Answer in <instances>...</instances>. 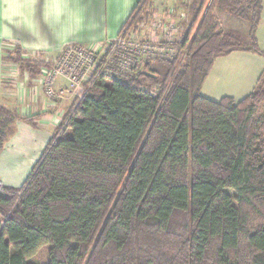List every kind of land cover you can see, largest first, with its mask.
<instances>
[{"label": "trees", "instance_id": "1", "mask_svg": "<svg viewBox=\"0 0 264 264\" xmlns=\"http://www.w3.org/2000/svg\"><path fill=\"white\" fill-rule=\"evenodd\" d=\"M148 2L119 36L144 22ZM215 11L248 24L247 48L237 32L214 31ZM261 12L262 0H202L181 62H145L123 82L99 76L23 184L2 187L0 264H27L43 246L47 264H264V66L241 100L200 92L214 60L264 59ZM16 60L30 76L45 67ZM40 116L0 103V153L16 120L34 127Z\"/></svg>", "mask_w": 264, "mask_h": 264}, {"label": "crops", "instance_id": "2", "mask_svg": "<svg viewBox=\"0 0 264 264\" xmlns=\"http://www.w3.org/2000/svg\"><path fill=\"white\" fill-rule=\"evenodd\" d=\"M140 0H0V103L19 117H34L35 128L16 120L13 129L24 136L49 132L56 127V118L72 105V99L51 102L45 99L40 84L42 69L37 77L18 72L4 63V53L10 45L18 46L23 57L53 55L67 45L101 47L118 38L120 30ZM154 11L171 14L189 0H149ZM216 12V11H215ZM226 16V15H225ZM230 18V17H228ZM234 28H246L247 23L230 18ZM264 59L251 52H233L214 60L201 86V94L218 101L231 97L238 101L252 92L262 72ZM62 79L56 86H63ZM51 113L42 116L43 113ZM46 126V127H45ZM24 145L13 142L0 153V182L3 187L18 188L30 174L41 153L26 159L27 170L14 162L16 178L2 175L4 158L20 155ZM25 165V162H22Z\"/></svg>", "mask_w": 264, "mask_h": 264}, {"label": "built area", "instance_id": "3", "mask_svg": "<svg viewBox=\"0 0 264 264\" xmlns=\"http://www.w3.org/2000/svg\"><path fill=\"white\" fill-rule=\"evenodd\" d=\"M156 24L160 34L152 33L149 40L140 41L128 33L118 36L103 50L98 47L67 45L50 68L42 69L40 84L44 97L49 101L61 102L68 98L76 99L75 109L99 76L123 82L136 78L145 62L172 60L178 54L177 46L183 43V34L179 33L176 22L161 24L158 21ZM57 79H62L64 85L56 86ZM63 117L60 115L56 118V127L61 124Z\"/></svg>", "mask_w": 264, "mask_h": 264}, {"label": "rangeland", "instance_id": "4", "mask_svg": "<svg viewBox=\"0 0 264 264\" xmlns=\"http://www.w3.org/2000/svg\"><path fill=\"white\" fill-rule=\"evenodd\" d=\"M202 0H189L185 2L183 5H181L178 9H176L173 13L171 14H160L157 11H154L151 7L150 1L148 2L147 8H146V13L144 15L143 23L138 26V29L136 31H133L132 34L136 36L138 40H149L151 37L152 33H157L160 34L159 29L157 28V22L160 21L161 24H169V23H177L179 27V33L180 34H185L187 31V28L192 20V9L198 7V5L201 3ZM182 15V16H181ZM230 18L225 16L224 14L220 13L219 11L214 12V22H215V32H237L240 37L243 40V47L247 48L249 46L248 41H247V29L246 28H241L238 27V29H234L230 24H229ZM127 34V33H126ZM125 35V34H124ZM158 37L162 38L161 36L158 35ZM256 39H257V44L258 48L261 52L264 53V0H262V12H261V19L258 25L257 33H256ZM110 43H113L110 42ZM106 44L104 46L98 47L101 48L102 50L107 48L109 44ZM64 46L58 54L55 56L53 55H40V57L34 58L32 61L40 62L45 65V69H48L52 66L53 61L56 60L59 57L60 52L65 48ZM85 47V46H84ZM94 47V46H93ZM95 48V47H94ZM178 53H180V62L183 60V51L181 50ZM23 52L19 51L17 49L16 45H10L8 46V49L4 53V63L6 65H13V68L16 69L18 72H24L21 68V64H24V62L18 63L16 59H28L23 57ZM18 57V58H17ZM263 59V58H262ZM14 62V63H13ZM16 62V63H15ZM179 62V64H180ZM33 68L35 65H32ZM33 70V69H32ZM38 75L34 74L31 77H37ZM84 88L86 84L83 85ZM83 88V89H84ZM43 91V89H42ZM44 95V92H43ZM46 99V98H45ZM76 100V99H75ZM72 100V105L68 107L64 111L63 115L65 116L66 113H68L71 109L74 108V105L76 104V101ZM73 101H75L73 103ZM51 102H60V101H51ZM49 116L51 113H43L42 116ZM257 118H261L264 120V105H261L256 113ZM46 127V126H45ZM35 128V127H33ZM56 128V127H55ZM43 131L40 134L34 133L33 135H26L24 136L22 133H17L13 127L12 131L10 134L7 136V141L5 146H7L10 143H14L17 146L24 145L23 149L20 151V155L17 157L13 158H4L3 161L5 164H3L1 168V172L4 173L2 175H7V176H15V166L16 164L14 162H19L18 166L23 167V170H27L30 168L28 166V163L26 162V159L31 158V156L35 155L36 153H42L45 145L49 141V139L53 136L55 129H51L49 132L46 130L44 131V128H41ZM22 162H25V165H22ZM25 181V179H24ZM24 181H21V183L18 185L19 187L23 184ZM1 184V182H0ZM3 185L1 184V188ZM229 193L233 194L232 191H229ZM48 250L49 246H43L41 247L38 252L31 258L27 259L26 262L27 264H47L48 262Z\"/></svg>", "mask_w": 264, "mask_h": 264}]
</instances>
